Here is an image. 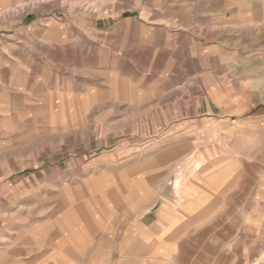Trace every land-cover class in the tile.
<instances>
[{
    "label": "rangeland",
    "instance_id": "rangeland-1",
    "mask_svg": "<svg viewBox=\"0 0 264 264\" xmlns=\"http://www.w3.org/2000/svg\"><path fill=\"white\" fill-rule=\"evenodd\" d=\"M26 1L0 13V264H264V59L165 76L148 30L97 25L142 0Z\"/></svg>",
    "mask_w": 264,
    "mask_h": 264
},
{
    "label": "crops",
    "instance_id": "crops-1",
    "mask_svg": "<svg viewBox=\"0 0 264 264\" xmlns=\"http://www.w3.org/2000/svg\"><path fill=\"white\" fill-rule=\"evenodd\" d=\"M22 2L0 0V13L15 10ZM136 5L137 14L132 15L129 9H111L117 15L107 20L99 17L97 25L106 27L107 21L118 17L122 18L119 22L140 24L148 30L145 43L162 44L166 54H173L166 58L165 76L179 75L174 71L179 53L208 63L209 69L243 58L264 59V0H142ZM202 68L208 69L205 65ZM170 209L164 204L155 216L162 218Z\"/></svg>",
    "mask_w": 264,
    "mask_h": 264
},
{
    "label": "water",
    "instance_id": "water-1",
    "mask_svg": "<svg viewBox=\"0 0 264 264\" xmlns=\"http://www.w3.org/2000/svg\"><path fill=\"white\" fill-rule=\"evenodd\" d=\"M171 192H172V187H171V185H167V187H166V189H165V193H166L167 195H171Z\"/></svg>",
    "mask_w": 264,
    "mask_h": 264
}]
</instances>
